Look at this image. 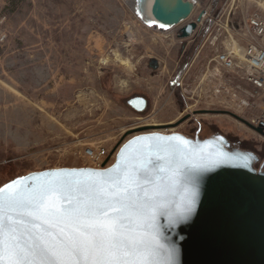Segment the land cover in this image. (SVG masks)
<instances>
[{"label": "rangeland", "instance_id": "374dc122", "mask_svg": "<svg viewBox=\"0 0 264 264\" xmlns=\"http://www.w3.org/2000/svg\"><path fill=\"white\" fill-rule=\"evenodd\" d=\"M232 1L237 5L196 0L176 30L161 31L142 23L127 0H0V188L33 171L92 167L88 148L102 150L107 167L130 129L168 124L154 131L183 132L185 124H173L188 114L203 123L202 138L217 131L252 149L264 146V137L230 115L194 113L226 110L251 123L260 113L258 106H232L231 92L215 87L231 75L215 73L210 60L217 49L208 39L219 24L228 26ZM247 3V11L264 14V0ZM185 24L198 28L186 37ZM205 27L210 32L199 43ZM150 58L159 60L158 69ZM207 69L201 93L195 89ZM137 94L149 100L144 112L127 104Z\"/></svg>", "mask_w": 264, "mask_h": 264}, {"label": "water", "instance_id": "95a60500", "mask_svg": "<svg viewBox=\"0 0 264 264\" xmlns=\"http://www.w3.org/2000/svg\"><path fill=\"white\" fill-rule=\"evenodd\" d=\"M137 2L135 12L142 23L167 28L182 23L194 10V5L186 0ZM195 28V24L185 26V35L190 36ZM159 65L157 58L149 62L153 70ZM127 104L137 112H144L149 100L137 95L129 98ZM210 112L230 115L264 137L262 127L234 112L198 110L194 113ZM163 126L169 125L140 126L127 131L114 162L107 167L110 158L103 168L33 171L12 179L0 189L12 185V190L27 192L50 181L115 174L133 164L144 163L151 169L153 184L162 190L150 221L153 229L145 221L137 231L144 246L151 247L149 232L154 230L156 243L162 246L153 256L154 260L168 259L164 251L171 249V264H264V169L259 166V153L233 147L230 138L220 132L202 138L181 132L154 131ZM129 134L134 135L123 142ZM153 184L146 185L150 194ZM7 192L5 189L0 195L6 197ZM189 207L190 212L184 211ZM136 224L133 218L131 226L135 228Z\"/></svg>", "mask_w": 264, "mask_h": 264}, {"label": "snow or ice", "instance_id": "6c2138e0", "mask_svg": "<svg viewBox=\"0 0 264 264\" xmlns=\"http://www.w3.org/2000/svg\"><path fill=\"white\" fill-rule=\"evenodd\" d=\"M150 172L136 163L115 174L50 181L27 192L6 185L7 196L0 195V264H171V249L164 251L168 259H153L162 250L154 230L151 247L137 234L141 222L153 229L162 194Z\"/></svg>", "mask_w": 264, "mask_h": 264}, {"label": "built area", "instance_id": "2783aa9c", "mask_svg": "<svg viewBox=\"0 0 264 264\" xmlns=\"http://www.w3.org/2000/svg\"><path fill=\"white\" fill-rule=\"evenodd\" d=\"M204 11V18H201L202 16L199 15L200 20L198 19L201 24L203 23V19L208 15V12L206 10ZM221 16L218 17V22H220ZM247 24L249 33L256 38V42L250 43L246 47L242 46L236 34L230 31L231 26L229 23L228 26L226 25V28L222 24H219L220 28L216 29L217 31L208 39L209 44L217 49L210 63L213 64V69L216 74L226 73L236 75L244 84L250 86L237 87L236 91L232 94V106L234 105L240 110L258 106L260 113L253 119L252 123L264 129V14L259 10L252 11L248 16ZM177 26L172 27V29H175ZM221 28L225 30L227 36V40L222 44V47L219 44L220 38L223 35ZM170 29L164 30L159 28L162 31H168ZM257 100H260L258 105L256 103ZM87 155L92 161V164H94L91 165L92 167H102L101 162L104 156L102 150L88 148Z\"/></svg>", "mask_w": 264, "mask_h": 264}, {"label": "crops", "instance_id": "0c3cea01", "mask_svg": "<svg viewBox=\"0 0 264 264\" xmlns=\"http://www.w3.org/2000/svg\"><path fill=\"white\" fill-rule=\"evenodd\" d=\"M237 1H238L237 5H234V1H232V3H231L232 7L230 9L232 11L228 15V17L230 16V20H229V24L231 26L230 31H232L234 34H236V36L238 37L239 43L242 46L246 47L248 44L256 42V38L249 33L248 24H247L248 23V16L251 13L247 10H249L248 7H250L252 4L247 3V0H237ZM233 5H234V8H233ZM242 5H248V6L246 7V6H242ZM244 7H246L247 9H244ZM220 15H223V12L219 13V15H216V16H220ZM197 28H198V26H196L195 29L197 30ZM211 30H212V28H211ZM221 31L223 32V35L220 38L219 44L222 47V44L227 40V36H226L225 30L223 28H221ZM207 32H208V30H207ZM209 32H208V34H209ZM247 35H248V37H247ZM205 36H206V33H205ZM182 48H184V47H182ZM207 74H209L208 69L205 71L204 76L201 77V80H200V82L197 85L195 90H198L199 92L203 93L204 81L209 79V77H207ZM242 83L243 82L240 80L239 77H237L236 75H231V76H229V78H227V80H225L223 83H220L219 85H217L215 87H217V89H216L217 92H220L221 91L220 88H222V92H224V93L231 92V94H233V92L236 91L238 86H242ZM137 95H142V94H137ZM137 95H135V96H137ZM211 97H212V95H211ZM216 101H217L216 99H215V101L210 100V102H212V103H216ZM257 102L260 103V100H257L256 103ZM20 106H24L25 110H27L29 107H31L29 104H26V103L22 104V105L20 104ZM34 107H35V105H34ZM50 109H52V106L50 107Z\"/></svg>", "mask_w": 264, "mask_h": 264}, {"label": "flooded vegetation", "instance_id": "af4514ba", "mask_svg": "<svg viewBox=\"0 0 264 264\" xmlns=\"http://www.w3.org/2000/svg\"><path fill=\"white\" fill-rule=\"evenodd\" d=\"M184 49H185V46H184ZM153 125H156V124H153ZM181 125H184L183 128H185L184 129L185 131H183L181 133H184L185 135H187L189 137H195L196 135H199L201 137V133L204 129L203 123L201 121H199V119H197L195 116L189 117L188 119L184 120L183 122H181L178 125V127ZM210 125H208V126H210ZM158 129H165V128H158ZM215 133H217V131ZM230 140L232 142L233 147L249 149V150H253L255 152L257 151L259 153L260 158H261L259 166L263 167V169H264V146H262L260 149H252L251 147H249L247 145V143H244L239 138H231Z\"/></svg>", "mask_w": 264, "mask_h": 264}, {"label": "bare ground", "instance_id": "6f19581e", "mask_svg": "<svg viewBox=\"0 0 264 264\" xmlns=\"http://www.w3.org/2000/svg\"><path fill=\"white\" fill-rule=\"evenodd\" d=\"M187 2H189V3H191V4H193L194 5V7H195V4H196V0H186ZM127 2L131 5V7L133 8V10L135 11V10H137V4H138V2H137V0H127ZM204 10H206V12H208V9H204ZM202 11V13L200 14L202 17L201 18H204V14H205V11ZM183 23V22H182ZM147 26H150V27H157L156 29H159V28H161V29H169V28H167L166 26H162V25H160L159 24V26L157 25V24H150V25H147ZM172 30V28L170 29V30H168V31H171ZM162 31V30H161Z\"/></svg>", "mask_w": 264, "mask_h": 264}, {"label": "trees", "instance_id": "16d2710c", "mask_svg": "<svg viewBox=\"0 0 264 264\" xmlns=\"http://www.w3.org/2000/svg\"><path fill=\"white\" fill-rule=\"evenodd\" d=\"M207 26V25H206ZM207 31V27H205L204 29H203V31H202V35H201V40H199V43H202V41H203V36H205V32ZM194 46H195V48H194ZM193 47H191V49H190V51H191V54L193 53V52H196L197 50H198V46L199 45H194ZM189 53V52H188Z\"/></svg>", "mask_w": 264, "mask_h": 264}]
</instances>
